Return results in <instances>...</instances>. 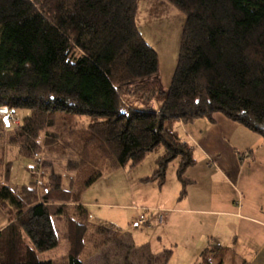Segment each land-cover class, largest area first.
<instances>
[{
	"label": "trees",
	"instance_id": "trees-1",
	"mask_svg": "<svg viewBox=\"0 0 264 264\" xmlns=\"http://www.w3.org/2000/svg\"><path fill=\"white\" fill-rule=\"evenodd\" d=\"M162 1L186 17L167 92L159 56L137 26L139 0H0V115L29 111L11 142L19 156L38 162V143L49 145L47 131L58 117L85 116L90 124L76 148L79 170L91 157L106 172L134 169L163 148L146 182L163 186L169 165L179 160L183 198L190 184L186 171L196 161L178 123L222 114L264 139V0ZM126 95L148 103L165 99L159 107L135 109ZM102 176L97 172L83 190ZM36 186L0 183V207L10 217L0 231V264H56L40 261L39 254L57 250L63 240L67 264H86L110 244L135 249L119 240L114 225L91 224L88 210L69 192L51 185L40 198ZM56 218L65 220L61 233ZM229 252L235 255L209 243L198 264H224ZM172 256L165 250L146 264H168Z\"/></svg>",
	"mask_w": 264,
	"mask_h": 264
},
{
	"label": "rangeland",
	"instance_id": "rangeland-1",
	"mask_svg": "<svg viewBox=\"0 0 264 264\" xmlns=\"http://www.w3.org/2000/svg\"><path fill=\"white\" fill-rule=\"evenodd\" d=\"M143 1L151 8L143 15L140 8L138 14L140 18L137 19L140 23L138 28L144 40L159 56L160 78L163 90L167 92L177 67L186 17L168 2ZM124 98L126 103L134 106L135 109H144L158 106L157 102L163 101L165 96H158L149 103L139 95H126ZM28 115L27 110L0 115V183L8 184L13 188L37 185L40 198L44 190L50 189L51 185L69 192L72 201L79 200L80 204L89 205L87 209L91 224L114 225L119 232V240L126 246L135 248L133 250L118 249L116 245L110 244L100 252L92 253L86 259V264H125L127 259L133 264H146L151 255L161 256L165 250L173 251L168 264H198L200 257L195 249V232L189 229L188 220L165 226V214L161 213L160 208H155L163 202L164 198H171L176 182L179 184L176 179L178 161L169 165L167 181L162 190L157 183L145 185L138 182L139 172L144 173L143 170L131 172V168L127 167L106 172L103 164L92 157L87 158L88 162L79 170L82 164L81 154L80 151H76V148L80 145L84 137L83 133L90 124V119L85 116L58 117L56 127L47 131L52 140L47 142L49 145H45V139L38 143L39 161L24 159L19 156V148L11 142L21 127L23 119ZM74 131H77L78 135L70 138L69 133ZM72 138L76 144L72 143ZM154 154L147 158V165L152 156L156 158L159 155ZM99 171L103 172V176L83 190L84 183L95 177ZM172 174L175 175L173 179L170 177ZM159 189L162 195L159 194ZM80 190L83 191L80 192ZM126 206H132L133 209L125 208ZM160 217H164V222L162 221L161 224L157 221ZM7 218L10 219L8 213L0 207V226L3 222L7 223ZM55 221L60 233L61 230H65L64 218H56ZM67 254L68 243L63 240L57 250L39 254V260H55L56 264H67ZM103 258L107 259L106 263L103 262ZM224 264L245 263L238 261L237 257L229 252L226 254Z\"/></svg>",
	"mask_w": 264,
	"mask_h": 264
},
{
	"label": "crops",
	"instance_id": "crops-1",
	"mask_svg": "<svg viewBox=\"0 0 264 264\" xmlns=\"http://www.w3.org/2000/svg\"><path fill=\"white\" fill-rule=\"evenodd\" d=\"M143 2L139 1L138 20L140 8L142 15L151 8ZM213 119H200L188 125L180 122L175 126L180 138L192 147L196 163L186 171L190 184L182 198L183 187L177 179L179 160H176L179 184L174 183L172 197L164 198L155 208L165 214V226L188 220L189 229L195 232L199 257L209 243H214L231 248L242 263L264 264V139L222 114H216ZM154 153L159 155L152 156L154 160L149 158L147 165V158ZM154 153L131 169V172L144 171L139 172L138 182L145 185L154 183L146 179L155 172L164 149ZM170 177L173 179L175 175ZM164 185L159 188L162 190ZM81 204L86 209L89 207L87 203ZM157 221L160 223V218ZM9 222L7 218L0 231Z\"/></svg>",
	"mask_w": 264,
	"mask_h": 264
},
{
	"label": "built area",
	"instance_id": "built-area-1",
	"mask_svg": "<svg viewBox=\"0 0 264 264\" xmlns=\"http://www.w3.org/2000/svg\"><path fill=\"white\" fill-rule=\"evenodd\" d=\"M5 116V115H4ZM6 117V116H5ZM163 221V218L162 217H160V223Z\"/></svg>",
	"mask_w": 264,
	"mask_h": 264
},
{
	"label": "water",
	"instance_id": "water-1",
	"mask_svg": "<svg viewBox=\"0 0 264 264\" xmlns=\"http://www.w3.org/2000/svg\"><path fill=\"white\" fill-rule=\"evenodd\" d=\"M7 112H8L7 110L3 111V113H7Z\"/></svg>",
	"mask_w": 264,
	"mask_h": 264
}]
</instances>
